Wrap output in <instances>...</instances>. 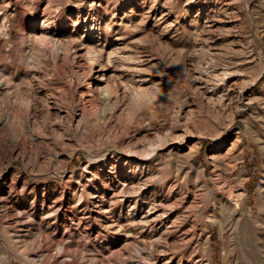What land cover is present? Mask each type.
Here are the masks:
<instances>
[{
  "label": "rangeland",
  "instance_id": "1",
  "mask_svg": "<svg viewBox=\"0 0 264 264\" xmlns=\"http://www.w3.org/2000/svg\"><path fill=\"white\" fill-rule=\"evenodd\" d=\"M0 264H264V0H0Z\"/></svg>",
  "mask_w": 264,
  "mask_h": 264
},
{
  "label": "bare ground",
  "instance_id": "2",
  "mask_svg": "<svg viewBox=\"0 0 264 264\" xmlns=\"http://www.w3.org/2000/svg\"><path fill=\"white\" fill-rule=\"evenodd\" d=\"M236 168H237V167H236ZM236 170H237V169H236ZM238 171H239V170H238ZM237 173H238V172H237ZM230 174H231V173H230ZM236 175H237V174H236ZM228 176H229V175H228ZM233 178H234V176H233ZM233 178H232V180H233ZM234 187H235V186H234ZM235 189H236V188H235ZM232 190H233V189H232ZM234 193H235V192H234ZM238 193H240V192H238ZM236 194H237V193H236ZM236 194H235V195H236ZM233 196H234V195H233ZM236 196L238 197L239 195L237 194ZM237 202H238V201H237ZM237 202H236V203H237Z\"/></svg>",
  "mask_w": 264,
  "mask_h": 264
}]
</instances>
